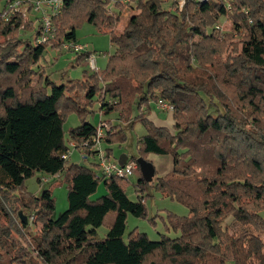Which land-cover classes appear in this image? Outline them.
I'll return each instance as SVG.
<instances>
[{
    "label": "trees",
    "instance_id": "16d2710c",
    "mask_svg": "<svg viewBox=\"0 0 264 264\" xmlns=\"http://www.w3.org/2000/svg\"><path fill=\"white\" fill-rule=\"evenodd\" d=\"M134 3L117 33L123 9ZM215 12L224 9L213 1L179 9L174 0H63L54 37L38 42L40 21L5 20L0 8V264H30L32 256L37 264H264V0H234L226 33L215 28ZM81 20L109 33L114 53L105 70L59 85L44 77L41 58L48 47L76 41ZM25 31L34 33L25 38ZM97 95L103 114L120 113L105 141L127 140L125 130L140 123L141 156L172 155V170L155 173L156 188L189 209L168 217L179 236L152 240L134 231L125 239L128 214H147L144 196L132 200L123 180L105 178L96 163L62 157L71 142L93 145L98 127L88 106ZM159 100L174 106L173 132L147 118ZM69 111L80 124L67 137ZM37 172L64 173L69 206L59 215L51 188H25ZM100 181L106 193L92 200ZM150 183L140 177L138 191ZM111 213L107 234L94 238ZM229 216L234 227L223 226ZM30 221L41 224L33 237Z\"/></svg>",
    "mask_w": 264,
    "mask_h": 264
},
{
    "label": "rangeland",
    "instance_id": "374dc122",
    "mask_svg": "<svg viewBox=\"0 0 264 264\" xmlns=\"http://www.w3.org/2000/svg\"><path fill=\"white\" fill-rule=\"evenodd\" d=\"M169 4L170 2L167 5ZM3 5L4 1H1L0 8H2ZM135 7L136 4L134 3L129 6H126L125 9H123L120 22L116 27L117 33L122 32L124 23L128 20L129 16L136 10ZM37 16H39V14L32 10V12L28 14V18L26 20L30 18V20L28 21L33 20L34 22H37ZM214 16L216 17V19L218 18V15L216 13L214 14ZM223 19L224 18L221 17V20ZM26 20L24 19L25 23L28 22ZM232 26V24L226 25L225 30L230 32ZM226 31H223V33H226ZM33 33L34 31L22 32V37H31ZM76 36V42L87 45V51H91L95 55V58L97 59L96 62L98 69L100 71L105 70L107 68L110 56L114 53V45L111 43L110 34L100 31L95 24L90 23L89 21L81 20L76 26ZM0 41H3V37H0ZM79 54L80 52L78 53L73 50L66 49L64 46L62 48L48 47L40 62L44 69V77H48L51 81L59 85L79 83L83 81L85 79L86 73H92L93 71H91L88 65V58H84V56H81L79 61L77 60ZM37 79V76L32 77L33 84L37 83ZM48 91L50 92V89ZM84 93L85 90L83 89L78 91V94L81 96H83ZM98 98V95L95 96L92 99V103L88 106L90 109V112L88 114V120L97 127L100 120L108 121L109 125L111 126L119 125V111H113L109 114H103L100 110L101 100H99L100 98ZM107 100H109V96H107ZM79 124L80 122L78 114L74 111H69L67 113L66 121L64 123V129L67 133V137L70 128L75 127ZM141 128H143V126L140 123H138L135 128H127L125 130L127 140L122 141L121 143H109L105 141L103 144V149H112L113 151L111 152V157L113 159H118L122 154H126L129 157V160L136 161L138 157L141 156L138 145V137L141 136V134H143L144 132H146L144 128L143 131L141 130ZM70 149L71 154L69 157V163L83 164L85 166L91 167L92 163L97 162L96 155H91L90 157L86 158L84 157L82 150L76 148L73 149V147H70ZM147 159L150 161H156V156H153L152 158L149 154ZM41 174L43 176L49 177V181L44 182L41 179ZM139 175L140 177L142 176L140 170L137 171L132 177H130L128 182L123 181V183L126 186L125 188L128 196L132 200L136 201L138 199V195L144 196V203L147 208V214L144 217H137L130 213L128 214L125 239H128L130 233L134 231L144 232L152 240L160 239L162 234H166L172 238L179 236L180 231L170 225L168 217L170 214L177 216H187L189 215L188 207L176 199H172L170 197L165 196L159 189H157L156 176L154 180L150 183V185L145 187V190L138 191L139 187H137V182L140 178ZM39 177L43 183L39 181ZM68 187L69 184L64 178V173H61L60 176H52L47 173L37 172L34 176L26 179L25 181V188L30 193L39 194L44 188L52 189L53 196L55 198L56 215H59L60 213L64 212L69 206ZM105 193V183L104 181H100L97 190L91 195V199L96 200ZM113 220L114 213L107 215L104 223L99 228H97V233L93 237H104L107 234ZM223 226L234 227L235 224L233 222V218L231 216L227 217L223 222ZM40 228V223H31V237L37 235V232L40 230ZM15 237L17 238V241L20 240L17 235ZM30 264H37V260L33 256L30 258Z\"/></svg>",
    "mask_w": 264,
    "mask_h": 264
},
{
    "label": "built area",
    "instance_id": "2783aa9c",
    "mask_svg": "<svg viewBox=\"0 0 264 264\" xmlns=\"http://www.w3.org/2000/svg\"><path fill=\"white\" fill-rule=\"evenodd\" d=\"M124 1V0H123ZM126 1V0H125ZM177 2V6L179 9H182L187 1H196V2H217L219 3L224 12H215L218 15L215 28L220 31H226L225 27L228 24H232V19L230 18V14L233 12V2L234 0H174ZM63 6V0H7L3 7L1 8L2 17L5 20H8L15 14H20L26 20L28 18V14L32 12H36L39 14L37 16V21H40L43 24V33L38 38V42H44L47 39L54 37L55 35V27L53 24V16L58 14ZM247 12V11H246ZM220 17V18H219ZM221 17L224 19L221 20ZM30 20V18L28 19ZM26 20V21H28ZM250 21L251 18L249 19ZM66 49L73 50L75 52H83L87 51L88 47L85 44L78 43L76 41H67L63 45ZM88 65L91 71L96 72L99 71L96 58L94 54H91L88 57ZM157 106L168 112L174 111L173 104L167 102L166 100H159L157 102ZM110 130V125L102 122L98 125V132L94 135L91 140L93 141V145L90 146V140L85 141L80 147L84 152V157L88 158L85 150L87 148L90 151L94 152L93 156L96 155L97 162L100 174L105 178L117 177L122 179L123 181H129L130 177H132L137 171L140 170L139 163L137 160H127L126 163H119V159H113L111 155L107 152L106 149L99 148V144L102 141V138L105 136L106 132ZM70 147L73 149H78V144L76 142H71ZM71 149L62 154V157L67 159L70 157ZM141 171V170H140ZM41 177V176H40ZM41 179L44 182L49 181V177L43 176ZM33 220V217L30 219Z\"/></svg>",
    "mask_w": 264,
    "mask_h": 264
},
{
    "label": "crops",
    "instance_id": "0c3cea01",
    "mask_svg": "<svg viewBox=\"0 0 264 264\" xmlns=\"http://www.w3.org/2000/svg\"><path fill=\"white\" fill-rule=\"evenodd\" d=\"M127 22H128V20L124 23L123 28L126 26ZM101 115H102V113H101ZM147 118L150 121H152L157 127H166L168 129H170L172 132L174 131V123H175V120L173 118V112H168L166 110L160 109L157 106V103L156 102H151V108H150L149 111H147ZM101 121H104V120H100L99 123H98V125L101 123ZM105 123L106 124H109L108 121H105ZM143 128H141L142 131L145 129V128L144 129ZM107 133H110V134L111 133H114V130L111 129V125H110V130H108L106 132L105 136L102 138V141L98 145L99 148H102L103 149V144H104V142L106 140ZM145 133L146 132H144L143 134H141V136L144 135ZM110 150H111V152L113 151L112 149H110ZM83 154H84V152H83ZM153 156H156V161H154V160H151V161L154 163L155 168H156V171L157 172L160 171L159 173H157L158 176L164 175V174H166V173H168L169 171L172 170V168H173V157H172V155H170V154H165V155H162L161 154V155H158V154L151 153L150 154V157L153 158ZM128 159H129V157H128ZM99 173H100V171H99ZM139 177H140V175H139Z\"/></svg>",
    "mask_w": 264,
    "mask_h": 264
},
{
    "label": "water",
    "instance_id": "95a60500",
    "mask_svg": "<svg viewBox=\"0 0 264 264\" xmlns=\"http://www.w3.org/2000/svg\"><path fill=\"white\" fill-rule=\"evenodd\" d=\"M128 160V156L126 154H122L119 157V163L124 164ZM137 162L139 163L140 170L142 173V176L147 182H152L155 177L156 168L155 165L148 159H146L143 156L138 157ZM19 215L21 220L24 223L28 222L27 215L23 213V211H19Z\"/></svg>",
    "mask_w": 264,
    "mask_h": 264
}]
</instances>
